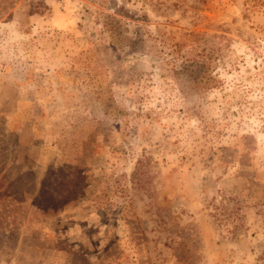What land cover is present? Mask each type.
<instances>
[{
	"label": "rangeland",
	"instance_id": "rangeland-1",
	"mask_svg": "<svg viewBox=\"0 0 264 264\" xmlns=\"http://www.w3.org/2000/svg\"><path fill=\"white\" fill-rule=\"evenodd\" d=\"M0 264H264V0H0Z\"/></svg>",
	"mask_w": 264,
	"mask_h": 264
},
{
	"label": "trees",
	"instance_id": "trees-1",
	"mask_svg": "<svg viewBox=\"0 0 264 264\" xmlns=\"http://www.w3.org/2000/svg\"><path fill=\"white\" fill-rule=\"evenodd\" d=\"M198 55H199V57H196V58L195 57L194 58L193 57L188 58V59H190L192 66L195 65L194 69H192V72L195 71V77L200 78V80L203 77H206V80H209L210 78L214 79L211 76V74L209 73V69L211 67V60L207 56V53L203 54V55H200V54H198ZM208 86H211V84H208V85L207 84H200V85H198V87H203V88L208 87Z\"/></svg>",
	"mask_w": 264,
	"mask_h": 264
}]
</instances>
